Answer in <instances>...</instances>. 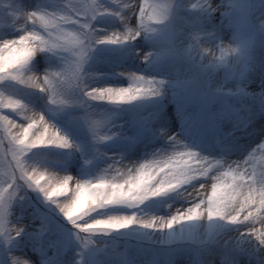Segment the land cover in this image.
<instances>
[{"label":"snow or ice","instance_id":"1","mask_svg":"<svg viewBox=\"0 0 264 264\" xmlns=\"http://www.w3.org/2000/svg\"><path fill=\"white\" fill-rule=\"evenodd\" d=\"M113 2L119 4V0ZM173 4L174 0H140L133 6L128 0L122 6L128 9V14L121 17L123 30L101 36L92 27L93 22L98 17L119 16V13L106 11L97 0L91 3L68 0L51 11L42 8L27 11L14 6L13 0H0V27L5 26L7 16L13 26L20 22L17 31L23 33L0 42V81L38 89L46 96L49 111L54 114L82 106L84 101L119 106L169 95L180 106L185 132L204 137L218 135L226 128L234 132L241 123V113L245 127L264 120V0H220L219 4L213 0L196 3L183 0L176 2L175 7ZM188 8L199 15H187ZM217 13L220 23L209 31L207 25L217 18ZM218 30H230L231 42L217 43L212 48L205 46L202 34L212 35ZM141 36L154 45V51L142 57L143 62L154 72L165 74L167 79L133 73L127 75V87L88 88L85 81L90 77L86 76L84 67L96 46L123 45ZM40 53L61 55L62 67L42 75L26 74L30 61ZM252 85L259 91L253 90ZM77 95L82 99L78 101ZM0 107L27 110L19 99L9 98L5 102L3 94H0ZM24 119L30 121L26 126L0 115V121L8 128L18 129L17 135L8 137L12 161L6 162L0 174V240L18 248L31 247L39 258L38 264H53L61 241L43 221L23 236V228L9 225L13 201L25 187L38 191L45 201L55 205L74 230L72 236L87 256V264H132L131 250L119 251L121 239L153 243L149 234L155 233L164 235L159 241L161 245L190 241L200 246L201 264H216L217 258L219 264H264V230L255 228L257 214H264V169L257 173L253 168L249 173L246 166L253 154L235 167L225 166L170 137L174 146L170 154L153 157L138 167L125 166L124 171L117 169V175L111 179L100 176L76 182L64 175L45 180L39 169L27 162V155L34 149L70 150L74 146L43 115L33 113ZM84 123L95 141L111 139L100 134L104 122L85 116ZM260 131L264 132V127ZM213 170L215 174L209 176ZM198 179L211 180L210 191L208 183L200 184L186 194L189 206L178 208L168 216L118 211L93 215L108 209H138L146 201L177 192ZM42 180L45 182L41 183ZM72 184L74 188L70 187ZM205 214L207 240L198 231ZM215 221L243 226L246 230L240 235L256 244L240 247L238 241H224L216 245ZM259 222L264 224V218ZM112 234L121 235L99 245L92 239ZM7 264H33V261L11 255ZM56 264H68V261L61 259ZM176 264H192L190 255L184 253Z\"/></svg>","mask_w":264,"mask_h":264},{"label":"rangeland","instance_id":"2","mask_svg":"<svg viewBox=\"0 0 264 264\" xmlns=\"http://www.w3.org/2000/svg\"><path fill=\"white\" fill-rule=\"evenodd\" d=\"M25 1L27 0H13V4L14 6H21L20 3ZM40 1H44L46 6L54 8H58L63 2H68V0H39L38 2ZM71 2L82 3L84 0H71ZM87 2L91 3L92 0H87ZM97 2L106 11L119 13V16L98 17L93 22L92 27L96 30L122 31L121 17L128 14V9H122V6L128 0H119V4L114 3L113 0H97ZM138 2L140 0H131L133 6ZM149 2H152V0H149ZM176 2H183V0H174V7ZM192 2L196 3L198 0H192ZM213 3L219 4L220 0H213ZM138 11L137 8V13ZM186 14L191 17L199 15L191 8L186 9ZM216 15L217 18L211 20L207 25L209 31L212 30L213 25L220 23L219 14ZM14 29L15 26H13L11 19L6 16L5 26L0 27V38L4 36L3 34L10 39L18 38L19 35L23 34L21 31L19 33L14 32ZM232 35L230 30H218L212 35L202 34V40L205 42V46L212 48L217 43H230ZM140 51L141 53H138L137 59L132 56L133 52ZM152 51H154V45L143 36L136 41L123 45H98L90 53L88 63L84 67L86 76L90 77L86 79L85 83L88 88H95L97 85L100 87H127L125 85L129 82L127 75L133 73L148 78L167 79L165 74L154 72L152 67L143 62L142 57ZM216 54L219 55L218 49ZM40 55L44 60L38 64L43 67V73L51 71L48 69L50 66H53L54 70H59L63 65L64 61L61 55L49 53H40ZM30 70L32 69H28V71ZM116 77L122 78L119 85L116 83ZM12 83L11 81H0V94L4 95L5 102L9 98L12 100L19 99L21 104L27 106V110L0 107V115H6L9 120L14 121L17 125L24 124L25 126L27 122H30L24 119L25 116L30 117L29 112L43 115L50 124L63 135H66L74 146L70 150L34 149L27 155V162L37 167L39 174L44 175L45 180L49 179L48 173L52 171L61 176H71L76 182L95 180L100 176L111 179L117 175V169L124 171L123 167L125 166L138 167L140 163L151 160L153 157L170 154L174 150L170 137H175L181 145L188 146L189 150L197 152L198 155L212 160H219L225 166L233 160H237V164L243 163L249 155L253 154V158L246 166L249 173L253 168L257 173L264 169V148L261 147V144H264V132L260 131V128L264 127V120L245 127L244 113L240 114L241 123L234 132L231 128H226L218 135L204 137L196 133L189 134L185 132L179 115L180 106L170 105L172 99L169 95L119 106L104 102L84 101L82 106L77 105L66 109L62 113L54 114L49 111L50 106L47 104V98L44 94L33 92L23 85ZM253 86L255 85L251 87ZM77 99L79 101L82 98L77 95ZM162 101L167 105L164 109L161 107ZM85 116L104 122L100 134L110 136L111 139L103 142L95 141L84 123ZM6 128H8L7 124L0 121V174L3 173L6 162L12 161L8 137L18 134V129L8 128L6 132ZM229 132H232V134L229 135ZM140 136L141 140L134 141L136 137ZM214 174L215 170L209 176ZM44 182L41 181V183ZM206 183H208L210 191L212 181L198 179L182 187L177 192L148 200L138 209H108L104 210L103 213L98 212L93 215H107L118 211L122 214L136 212L139 215L168 216L178 208L189 206L190 201L186 199V194L193 191L194 188H198L200 184ZM4 187L7 188V185H4ZM70 187L74 188L75 185L72 184ZM4 195L7 196L8 193L5 192ZM55 199L62 201L64 197H55ZM262 218H264V214H257L255 228L258 231L264 230V224L259 222ZM42 221L58 235L61 241L59 254L57 257H53V264L61 259L68 261V264H76L77 261H81V264H87V256L82 254L79 244L75 242L72 236L74 230L59 213L55 205L45 201L38 191L27 187L19 190L10 209L9 225L23 228V236L25 233L32 232ZM214 223L216 229L213 239L216 245L224 241L230 243L238 241L240 247H252L256 244L255 241L240 235L241 232L246 230L243 226L226 225L221 221H215ZM207 227L208 222L205 214L198 230L204 240L208 238ZM119 235L121 234H112L108 237L96 236L92 239L99 245L115 240ZM149 235L153 243H136L132 240L121 239L119 251L124 253L127 249H130L132 264H176L184 253L190 255L192 264H201L200 246L194 245L190 241L175 243L171 246L161 245L159 241L164 238L163 234ZM11 255L22 256L25 259L32 260L33 264H38L39 258L31 247L18 248L13 243L5 244L0 240V264H7ZM216 264H219V258H217Z\"/></svg>","mask_w":264,"mask_h":264},{"label":"bare ground","instance_id":"3","mask_svg":"<svg viewBox=\"0 0 264 264\" xmlns=\"http://www.w3.org/2000/svg\"><path fill=\"white\" fill-rule=\"evenodd\" d=\"M38 1L36 2L35 0H27L25 2L20 3V5H21L20 7L25 8V10H27V11H33V10H37V9H40V8H42L44 10H48V11H51V10L55 9L54 7L46 6L44 1H42V2L41 1L38 2ZM19 23L15 25L14 32H17V33L20 32V31H17V28L19 27ZM110 33H112V31L98 29V34L101 35V36H103L104 34H110ZM8 34H10V33H8ZM3 35L4 36H2L0 38V42H3L4 40L10 39L9 37L6 38L5 34H3ZM11 39H15V38H11ZM138 53H141V51L140 52H133L132 53V56H134L137 59V56H139ZM42 58H43L42 55H40V54L36 55L31 60V62L29 63V65L27 66L26 74H32V75H42V74H44L43 71H42V68L43 67L38 64L40 61L44 60ZM28 69H32V70L28 71ZM48 69L51 70V71L54 70L53 69V66H50ZM116 79H117L116 80V83H117V85H119L122 82V78L121 77H116ZM128 84H129V82H127L125 85L128 86ZM98 87H100V86L97 85L95 88H98ZM252 89L253 90H256V91H259V88L256 85L253 86ZM29 90H32L33 92H39L38 89H29ZM28 114L30 116L33 115V113H30V112ZM237 163H238L237 160H233L232 162H230L229 165H232L233 167H235V165ZM59 176H61V175L56 174L53 171L50 172V173H48L49 179H56Z\"/></svg>","mask_w":264,"mask_h":264},{"label":"trees","instance_id":"4","mask_svg":"<svg viewBox=\"0 0 264 264\" xmlns=\"http://www.w3.org/2000/svg\"><path fill=\"white\" fill-rule=\"evenodd\" d=\"M161 107H162V105H161Z\"/></svg>","mask_w":264,"mask_h":264}]
</instances>
